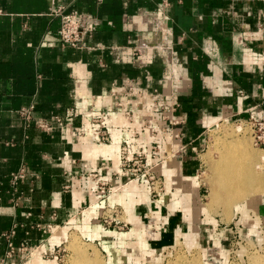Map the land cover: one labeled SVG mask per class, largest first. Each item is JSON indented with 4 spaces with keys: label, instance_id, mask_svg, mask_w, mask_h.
Here are the masks:
<instances>
[{
    "label": "crops",
    "instance_id": "crops-1",
    "mask_svg": "<svg viewBox=\"0 0 264 264\" xmlns=\"http://www.w3.org/2000/svg\"><path fill=\"white\" fill-rule=\"evenodd\" d=\"M55 3L94 19L84 47L62 46ZM31 104L35 123L28 128L19 112ZM72 106L80 116L67 125L55 124L52 132L36 126ZM91 114L105 117L110 144L95 140ZM251 114L264 121V0H0V264H60L59 248L72 228L102 244L103 264H143L180 245L193 224L192 248L219 247L221 260L213 263L228 264L227 246L244 229L251 205L252 227L259 223L264 243V194L248 200L246 213L235 211L242 219L230 237L217 233L222 224L211 211L194 219L180 199L203 202L208 192L201 170L209 131ZM152 141L160 156H169L156 168L170 190L161 205L145 178L114 179L121 146L148 153ZM21 168L25 179L14 181ZM191 177L198 184L188 193L184 182ZM100 180L113 192H99ZM114 206L130 217V231L98 224ZM151 211L160 215L158 236L145 251L134 223ZM207 225L212 233H202Z\"/></svg>",
    "mask_w": 264,
    "mask_h": 264
},
{
    "label": "rangeland",
    "instance_id": "rangeland-1",
    "mask_svg": "<svg viewBox=\"0 0 264 264\" xmlns=\"http://www.w3.org/2000/svg\"><path fill=\"white\" fill-rule=\"evenodd\" d=\"M226 127H229V130H230L229 132H232L234 134V136H236V137L238 136L239 138L240 137L246 138L247 142L249 144V149L256 151L258 154H260L262 156V158L264 157L263 148H261L260 146L255 144L254 136H253V130L250 127V125L246 124L245 122H234V121H227V120L223 121V122L217 124L215 126V128L211 129L206 136L207 147L204 151V153H206L204 156V158H206V160L204 163V167L201 170V175H202L201 178L203 179V182L206 185L208 183L205 179V176L210 171L209 170L210 169V163L209 162L210 161L214 162L217 159H220L221 155H222V148L223 147H222L221 143L216 142V136L221 135L220 134L221 129L226 128ZM238 128H240V129H238ZM221 136L223 137V135H221ZM236 137L234 139H238V137L237 138ZM223 138H225V137H223ZM227 138H229L230 140L233 139L231 137H227ZM263 162H264V160H263ZM245 165H247V163L245 161H242L241 166H245ZM163 182H164V180H163ZM149 192H150V189H149ZM169 193H170V190H169V188L168 189L166 188L165 182H164V193L160 196L161 198L157 197V196L156 197L151 196V199H152V201L159 203V205L164 204V203L166 204V202L163 200V197L167 196ZM203 194H204V196H202V201L204 203H206L208 201L207 197L209 194L207 192V188H204ZM150 195H151V193H150ZM184 196H185V194H182L180 199H182ZM247 202L236 205L235 207L232 208L231 211H227L225 209L224 205H220V207H219V205L218 206L216 205V207H214V209L211 211L213 213H211V214L214 215V217H216L219 224H222L219 226V229L217 231L218 234L221 233V235L223 237H230L231 236L232 228L237 224V222L240 220V218L242 216L239 213L237 214L235 211L246 213L247 210L245 208H247V205H248ZM181 205H182L181 207L185 211V208L182 204V200H181ZM249 207H251V208L248 211L249 215H247V217L245 216L246 222H245L244 229L242 231L239 230V233L234 232V235H236V238L232 239L233 242L231 243L230 246H227V250H228L227 254H228V260H229L228 264H252L250 257H253L254 255L264 256V243L262 241L263 239L260 235V231L258 230V225H259L258 222L255 223L257 231L252 232V235H257V238L260 239V241H262V242H258V239L255 236L251 237V235H250V230H251L252 224L254 222L253 218L255 219V217H256V211L254 210L252 205ZM233 209H235V210H233ZM114 212H115L114 209H111L109 207L106 208L103 211L101 218H100V222L98 224L101 225L102 228H104L107 231H114V232H118L119 234L120 233H126V232L130 231L131 228L133 227V225L130 224V222H132V221L129 220L127 213L123 209L116 212V213H114ZM154 213L157 214L158 217ZM185 213H186V215L193 217V214L190 210L189 211L186 210ZM201 213H205V212H201ZM225 214L228 216H226ZM203 218H205V215L203 216ZM159 222H160L159 213L151 211L150 214L147 216V219L144 223L143 222H140L139 224L134 223V225H135V228L138 229V231L142 230L139 235H141V237H144V239H143L144 242H146L148 244L149 239H153V238H156L158 236V232H157L158 229L157 228L159 226ZM203 223H209V221L205 220ZM204 227H205V228H203L204 230L201 227V229L203 230L202 233L206 232L208 230H210V232L212 233V226L207 225ZM196 228L198 229V227L194 224L191 226L190 232L183 235L184 240L183 241L178 240L177 243L180 245H175V246H172V247L165 249L164 251H162V253H160L159 258H153V259L147 260L143 264H176L175 262L178 259L177 258L178 255L179 256L183 255L182 257H185V259L186 258L193 259L196 257V259L199 260V264H214L213 262L215 261L214 260L215 256H217V258L220 259V254H221L220 253L221 251L219 250L220 248L217 247L218 249H214L213 247L208 248L206 246L207 247L206 252L202 248H198V247L192 248V247H195L197 245L198 236H195L196 234H195V230H194ZM104 229H102V231ZM206 229H208V230H206ZM94 230H96V228ZM234 231H236V229H234ZM65 234H66V232H65ZM68 234H69L68 241L64 240L61 247L59 248L60 257L63 259V261H61L60 264H69V261L71 263L74 259H76L78 257V254L75 251H73V249H71V247H70V243L73 241L77 242L79 247H82L83 249L87 250V252L89 253V254L88 253L86 254L88 259L93 260L94 262L97 259V260H99V264L104 263V256L107 257L106 255H108V254H107V250L102 246V244L99 241L92 242L91 239L88 237H85L82 230H80L78 228L69 229ZM179 235H182V233L179 232ZM201 235H200V238H201ZM187 242L189 243V246H187V244H188ZM192 243H194V244L192 245ZM217 243H219V242H217ZM139 245H141L140 241H139ZM182 245H185L187 248L183 247ZM203 246H205V245H203ZM141 249L147 251L148 245L147 246L141 245ZM119 250H120V248H119ZM78 258H80V257H78ZM120 258H122L123 261H127L126 258H124V257H120ZM77 260H79V259H77ZM178 264H181V263H178ZM216 264H218V263H216Z\"/></svg>",
    "mask_w": 264,
    "mask_h": 264
},
{
    "label": "built area",
    "instance_id": "built-area-1",
    "mask_svg": "<svg viewBox=\"0 0 264 264\" xmlns=\"http://www.w3.org/2000/svg\"><path fill=\"white\" fill-rule=\"evenodd\" d=\"M52 16L59 20V32L60 41L62 46L72 48H82L85 46L86 39L93 32L94 19L87 14L68 13L65 7L57 5L56 3L52 7ZM145 22H149L148 17H144ZM117 105L122 106L121 102ZM160 111H164V106H159ZM36 106L31 104L20 110V116L25 120L26 126L30 128L34 123V112ZM129 113V112H127ZM80 116L78 109L75 106L69 107L64 115L55 114L52 117V121H38L36 126L45 132H52L56 125L65 126L70 120L76 119ZM166 118V116H164ZM92 123L95 126V140L98 143L110 144L112 137L109 129L106 126L105 117L96 116L91 114L90 117ZM167 119V118H166ZM170 124H177L175 120H169ZM250 125L253 130V136L255 144L263 148L264 150V121L256 118L254 114H251L247 121H242ZM179 134L177 133L176 136ZM150 151L146 153L144 150L139 152H133L127 144H123L120 148L119 165L116 172H114V179L121 180L125 179L124 182H134L141 178H145L148 181L151 196L160 197L164 193V182L163 178L158 175L156 168L162 163L167 157L160 156L158 153V145L152 141L149 144ZM149 159L156 162L150 163ZM91 176H97L96 173L90 174ZM14 181L23 180L26 177L25 168H21L17 173L13 175ZM109 188H112L110 182L106 180L99 181V192H107L109 195ZM115 191V190H114ZM161 198V197H160ZM114 209V213L122 210L119 206L109 207ZM114 221V220H113ZM125 224V223H124ZM26 245L21 247L22 250H26ZM14 251L11 246L9 255Z\"/></svg>",
    "mask_w": 264,
    "mask_h": 264
},
{
    "label": "bare ground",
    "instance_id": "bare-ground-1",
    "mask_svg": "<svg viewBox=\"0 0 264 264\" xmlns=\"http://www.w3.org/2000/svg\"><path fill=\"white\" fill-rule=\"evenodd\" d=\"M229 131V127L222 128L220 134L225 138L221 135L216 136V142L221 143L223 148L221 158L214 162L212 161L213 163L210 164V171L205 176L208 183V201L206 203L201 201L193 203L192 197L188 195H185L181 199L185 211L190 210L194 218L197 217L200 212L210 213L216 205H219V207L220 205H224L227 211H231L236 205L246 203L248 200L256 199L264 194V157L262 158L256 151L249 149L246 138H239L237 136L238 139H234L236 136ZM227 137L233 139L230 140ZM106 152L108 153L109 151ZM242 161H245L247 165L241 166ZM195 184L198 183L194 177L186 178L184 182L185 191L191 193ZM121 187L122 186H120V188ZM146 194L149 195V192H146ZM169 195L170 193L163 197L165 202H167ZM130 213L132 214L133 220L139 218L134 217L135 213L132 210H130ZM155 215L157 216V214ZM194 230L195 236H198V229L196 228ZM252 231H256L255 225L252 227ZM94 234H101V231H99V233L96 231ZM140 242L142 246L148 245L144 240ZM193 244L194 243H192V245ZM187 246H189V243ZM70 247L80 258L77 257L71 263L69 261V264H99V260L97 259L95 262L88 259L86 256L88 253L87 250L79 247L77 242H71ZM182 256L178 255V259L175 262L176 264H199V260L196 259V257L193 259H185V257ZM250 258L252 264H264V256L254 255Z\"/></svg>",
    "mask_w": 264,
    "mask_h": 264
}]
</instances>
